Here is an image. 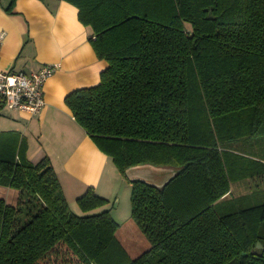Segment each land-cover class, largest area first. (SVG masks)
<instances>
[{
	"label": "trees",
	"instance_id": "16d2710c",
	"mask_svg": "<svg viewBox=\"0 0 264 264\" xmlns=\"http://www.w3.org/2000/svg\"><path fill=\"white\" fill-rule=\"evenodd\" d=\"M108 66L65 96L119 172L178 171L131 183L132 257L93 187L69 206L50 159L0 149V264H264V198L228 197L264 161L231 145L264 135V0H66ZM11 0L7 11H11ZM1 148V146H0ZM261 247H258L257 244Z\"/></svg>",
	"mask_w": 264,
	"mask_h": 264
},
{
	"label": "crops",
	"instance_id": "0c3cea01",
	"mask_svg": "<svg viewBox=\"0 0 264 264\" xmlns=\"http://www.w3.org/2000/svg\"><path fill=\"white\" fill-rule=\"evenodd\" d=\"M10 1L0 0V69L31 73L46 64L58 67L43 86L45 105L39 113L0 110V149L16 155L23 150L34 163L47 156L76 214H86L75 210L79 193L93 187L107 203L89 213L108 210L119 224L117 235L121 238L124 225L130 222V180L162 186L178 170L140 164L130 166L122 175L113 159L75 120L65 96L98 84L100 73L108 66L95 53L91 31L79 20L77 7L66 0H15L9 12ZM0 195L10 201L14 191L0 186Z\"/></svg>",
	"mask_w": 264,
	"mask_h": 264
},
{
	"label": "built area",
	"instance_id": "2783aa9c",
	"mask_svg": "<svg viewBox=\"0 0 264 264\" xmlns=\"http://www.w3.org/2000/svg\"><path fill=\"white\" fill-rule=\"evenodd\" d=\"M3 33H0V48ZM58 64H46L35 72L0 69V110L17 109L30 114L39 113L45 105L43 86Z\"/></svg>",
	"mask_w": 264,
	"mask_h": 264
},
{
	"label": "rangeland",
	"instance_id": "374dc122",
	"mask_svg": "<svg viewBox=\"0 0 264 264\" xmlns=\"http://www.w3.org/2000/svg\"><path fill=\"white\" fill-rule=\"evenodd\" d=\"M231 148L243 152L245 153V155L248 156H256L255 158L264 161V135L259 137H253L250 139L240 140L239 142L231 145ZM86 189L79 194L82 195L86 191ZM231 189L232 194L228 195V197L233 198L240 195L252 194L254 192L259 196V198H264V176H262L261 178L237 180L231 184ZM116 202L117 199L114 201V204H116ZM78 208L79 206L78 204H76L75 210L79 211ZM129 210L130 213L128 219L130 222H127L124 225V229L121 231V238H119L122 240L129 254L134 257L140 254L141 252L145 251L149 247V242L147 241L146 237L142 234V232L138 228H136V226L132 225L131 207Z\"/></svg>",
	"mask_w": 264,
	"mask_h": 264
},
{
	"label": "water",
	"instance_id": "95a60500",
	"mask_svg": "<svg viewBox=\"0 0 264 264\" xmlns=\"http://www.w3.org/2000/svg\"><path fill=\"white\" fill-rule=\"evenodd\" d=\"M257 245H258V247H261V245L259 243Z\"/></svg>",
	"mask_w": 264,
	"mask_h": 264
}]
</instances>
